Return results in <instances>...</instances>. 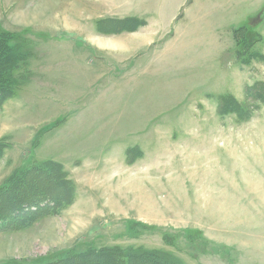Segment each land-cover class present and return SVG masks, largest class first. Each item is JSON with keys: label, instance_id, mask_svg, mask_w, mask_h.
Returning a JSON list of instances; mask_svg holds the SVG:
<instances>
[{"label": "rangeland", "instance_id": "374dc122", "mask_svg": "<svg viewBox=\"0 0 264 264\" xmlns=\"http://www.w3.org/2000/svg\"><path fill=\"white\" fill-rule=\"evenodd\" d=\"M0 84V264H264V0H0Z\"/></svg>", "mask_w": 264, "mask_h": 264}, {"label": "trees", "instance_id": "16d2710c", "mask_svg": "<svg viewBox=\"0 0 264 264\" xmlns=\"http://www.w3.org/2000/svg\"><path fill=\"white\" fill-rule=\"evenodd\" d=\"M258 83L255 82V83H253L252 85H250V86H248L246 88L248 89V91L251 90L250 92H252V90H254L257 86H259V87L263 86L262 84H260V82H258ZM3 91H4V88L0 84V93H2L4 95ZM224 102H226V101H224ZM224 105H226V103ZM218 106L221 107V104L218 105ZM234 106H236V105H234ZM32 166L33 167H29L25 172H28V173L29 172H35L36 174L41 173V174H45L47 176H53V177L58 176L59 177L58 179L61 180V181H62V176L64 175V173L66 174V172L64 171V169L60 165V163L57 162V161H53V160H43L42 162H39V163H37L35 165H32ZM15 181L19 182L20 180L16 179V180L13 181V183ZM44 185H46V184H43V183L29 184L28 187L29 188H36L37 186L38 187L39 186L40 187H42V186L44 187ZM7 187H8V185L5 186V184L0 186V226L2 224H4L5 220L6 221L11 220L12 221L13 218L18 217V215H17L18 211H16L17 209L14 208L16 210H13V206L10 205L12 199L11 198L8 199V198H6V196L2 197L3 194H6L4 188H7ZM51 187H54L53 183L48 184V187H47V185L45 186V188H48V189L51 188ZM69 188L70 187H68V189ZM2 190H4V191H2ZM22 191H24V189ZM20 194L23 195L22 192ZM25 196H22V197H19V198H16V199L14 198L15 200L19 201L17 206L19 207L18 210H19L20 213L26 212L29 209H32V211H34V210H37L40 207L47 206V205L49 206L50 203L53 205V202H52L53 198L48 196V194H46L45 192H43V193L41 192L40 194L38 192L37 194H32L30 196L27 195L28 199H26Z\"/></svg>", "mask_w": 264, "mask_h": 264}, {"label": "crops", "instance_id": "0c3cea01", "mask_svg": "<svg viewBox=\"0 0 264 264\" xmlns=\"http://www.w3.org/2000/svg\"><path fill=\"white\" fill-rule=\"evenodd\" d=\"M49 3H50V5H51V2L49 1ZM37 8H38V6H37ZM48 15V14H47ZM46 15V16H47ZM31 16H32V18H33V20H36V19H40L41 17H38V15H35V14H31ZM45 17V16H44Z\"/></svg>", "mask_w": 264, "mask_h": 264}]
</instances>
